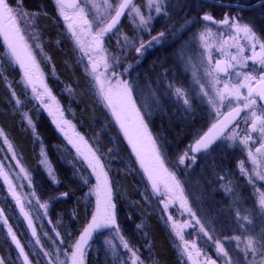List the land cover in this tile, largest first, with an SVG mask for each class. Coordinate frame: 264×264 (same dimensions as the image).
<instances>
[{
    "label": "rangeland",
    "instance_id": "rangeland-1",
    "mask_svg": "<svg viewBox=\"0 0 264 264\" xmlns=\"http://www.w3.org/2000/svg\"><path fill=\"white\" fill-rule=\"evenodd\" d=\"M52 1L56 7L58 24L71 42L78 65L83 67L85 73L90 77L99 103L110 116V125L115 132V136L111 137L117 142L119 140L127 145L132 152L134 161L138 165L139 163L123 135L122 130L112 115L107 101L100 93L99 85L96 80V77L99 76V80L106 84L104 86L106 88L109 84L106 77H108V74L111 73L113 68L117 73L123 74L120 76L122 80H127L126 75L128 69L125 72L120 69L124 66L126 68L130 66L133 69L132 73H129L133 81L130 83V77L127 81L133 88L132 96L135 100L136 107L140 109L149 131L152 133L153 138L156 139L157 146L161 149L164 167L167 168L169 172L175 174L183 188V194L187 199L186 207H181L180 200L175 199L169 201L168 207L165 208L162 201H166L167 196L158 194V205L161 207L162 216L167 226H169L172 237L175 238V243L179 248V257L187 264H190L188 252L191 251L194 257H196L198 264H209L206 255L209 251H212V253H216V256H218L220 264H224L226 258L218 251L219 245H223L224 250L228 252L229 257H231L232 263L246 264L245 260L247 256L250 255L255 257L257 251L255 253L251 250L247 252L244 251L247 233L243 230H236V227L241 224L242 217L248 214L246 210L252 212L253 221L250 223L255 224L256 222L257 224L260 223L261 226L264 225V210H262L259 205L260 194L264 193V188L260 187V180L255 176V172L262 170L259 164L261 157H257L258 163L254 166L251 159L248 158L247 149L241 145L239 141L232 142L225 139L220 143V146L215 149L216 151L208 155L193 158L188 154V151L183 154V163H180V160L176 162L171 160L168 152L165 151L164 141H162L157 132L154 131V126H156L154 122L156 121L155 119H157L156 117H159L157 120L160 123L166 120L182 122L184 121L181 116L182 107H184V105L189 106L192 102H199L205 105L203 108H206L207 111L204 128L201 130V132H203L208 126L217 122L219 117L229 111V109L239 106V104L242 105L243 100L239 101V104H237L234 100L230 102V99H226L223 104L218 103L214 107L213 104L209 102V97L214 98L215 93L211 90V84L209 83L210 77L205 75V70L210 67L207 60L209 54L212 56L213 65L217 59L229 60L230 55L236 52V48L233 45L237 42L245 48L243 55H250L248 51L250 45L247 37H245L243 33L236 34L233 30H230L224 25L213 26L207 22H201L194 10L190 18L184 13L185 7L161 9L160 13H156L155 10H150L140 11L145 19L151 16L146 26L139 23V16L136 15V12H131V15H134H132V19L134 20L136 28L133 29V31L131 30L129 35H125L123 32H120V30L112 34L105 33L101 38V40H103L102 51L99 50L96 52L93 51L96 46L93 44V36L100 28L105 27L108 21H92L90 22L91 28L89 29L88 26L85 27L84 23L85 11L90 7L86 0L84 5L77 10L68 11L65 9V13L69 16V20L64 19V15L60 12V5L56 3V0ZM80 9H83L82 13ZM16 11L28 13L23 7L17 8ZM31 17L32 16H17V22L39 66V73L36 74L37 78L34 81L37 91L34 92L32 86L27 83V79L18 68L7 47L0 38V70L2 73L11 74V76L14 75L17 78L14 84L9 82L6 84V90L9 93V101L6 103V108L9 112L18 114L26 128L32 131L37 145V161L41 167V171L49 181V184L53 186V190H58L61 183L58 169L59 164L62 165L63 162L68 165L69 161H72L71 158H75L77 162L82 163L83 168L78 166L76 169L79 175L84 179V182L87 181V183H85L90 191V200L93 203L91 216L95 213L96 208L94 188L97 181L95 179V174L92 173L88 165V161L84 159V156L81 155L80 152H77V146L85 153H87V147H91L93 151L96 152V155L100 156L101 163L105 165L109 180L112 182L113 202L116 204L115 212L119 231L116 232L108 228L94 232L85 248L84 264H87V254L92 241L100 237L104 238L101 243V248L106 256L108 255V257H111L109 258L112 263L131 264L133 258L131 254L123 248L120 241V236H123L124 240L132 247L130 244L131 242L128 241L130 240L128 229L123 225V216H121L119 212L114 180L106 166L105 158L102 153L99 152L94 140L81 130L79 124L76 122L75 113L68 104L63 101L62 96L59 94L61 92L56 89L54 84L59 82L55 74H53V65L48 54L42 47ZM239 22L249 25L256 36L261 41H264V36L258 31L255 25L247 20L246 22ZM69 23H72L75 27L77 32L76 36H73L68 28ZM206 29L208 31H206ZM201 32H205L203 39H201L200 36ZM160 33H164V36L160 37V42L157 43L153 41L152 38L158 37ZM225 41H227L226 44L224 43ZM141 42L145 47L140 54L137 53L136 48L140 47ZM221 45L224 47V53H228L229 55L226 56L219 51ZM81 46H83V51ZM171 46H174V48L172 53L169 54L167 51L171 49ZM153 48H155L154 50L161 51V53L165 52L164 58L169 57V60H167L168 68L165 76H163V73L160 77L161 79L158 75L154 76L156 80L154 81L155 84L153 83L152 85L147 78H143V76L140 75L139 68H137L139 65L135 64L137 63L136 60L140 58H144L145 60L146 56L149 54L148 52ZM258 50L257 48V51ZM84 52H87L88 56H92L95 61L102 65V71L100 73H91L88 59L87 56L84 55ZM229 71L230 73H234L235 71L248 73L250 71L251 74L257 77L264 74L260 72L259 65H254L251 61H248L246 68L241 69L237 66L236 69H230ZM51 73L54 77L49 76ZM113 78L112 86L114 87L115 80H113ZM220 79L224 81L226 77L220 74ZM238 82V80L233 78L229 81V86L231 87L232 84ZM13 85H16V87H13ZM201 85H203L205 91L209 92V97L203 95ZM44 86L47 87L49 90L48 92L44 91ZM217 87L223 88V83L217 85ZM176 89H180V91L184 93V96H178ZM241 92L246 95L247 90L241 89ZM65 97L70 98L68 95H65ZM185 98L188 99V104L183 102ZM17 101H19V103H17ZM257 104L260 105L259 100H257ZM29 107L31 110L28 109ZM256 110L257 114L260 115V109L257 108ZM248 114L249 109H245L244 116ZM35 115L45 117L53 129L56 139L60 141V146H58L56 142L54 143L44 139V134L37 129L36 120L34 118ZM5 120L8 119L5 118ZM29 121H31V123H29ZM63 121H68L69 124H65ZM250 124L251 121L249 120L246 124L247 131L243 132L241 128L235 129V131L239 133L240 137H243L246 132L251 134L253 140L249 142L248 147H251L252 151L255 152L256 146L260 145L261 138L259 137V133L253 134L250 132ZM156 127L161 129L158 126ZM61 128L64 129L63 132L60 130ZM170 128L172 127H169V130ZM0 131L4 134L0 136V165H3V167L0 168V209L3 210V218H0V258L4 259L5 264H24L20 256L16 253L14 242L8 234V228L11 227L12 231L16 233L17 237H19L27 249L31 264H49V257L44 255L45 252L50 253L51 259L57 261V264L65 262L66 257L64 252L67 251L70 256L73 249L70 248L71 245L64 248V240L60 234L59 236L56 235L59 231L56 223L53 221L51 211L52 206H54V200L49 197H43L44 195L38 190L33 175L27 169L17 148L1 123ZM5 137L7 138V143L4 142ZM79 137H83V141H86L87 145H85ZM193 142H195V140ZM9 143L12 145L11 151L8 148ZM227 149L230 153L222 152ZM17 160H19V164H17ZM231 162H233L232 167L229 165ZM241 162H243L244 169L246 170L244 173H242L240 169ZM21 167L24 168V172L20 171ZM139 168L148 180L147 174L143 171L140 164ZM3 173L7 174V180H5ZM249 176L253 177L251 181H249ZM8 181H11V186ZM148 182L151 184L149 180ZM229 189H231V191H229ZM58 191H60V189ZM13 192L16 193L19 200L24 201L25 207L35 223L40 244H37L36 239L31 237L27 227L18 215L16 210L17 199L16 196L13 195ZM161 193H164L163 185H161ZM56 197L57 200H60L65 196H63L62 193H57ZM45 204L47 205L46 208L41 207V205ZM188 208L195 214L194 216L189 214ZM169 214L171 215V219H168ZM235 215L241 218L239 221L240 224L235 220L232 222L236 217ZM4 219L7 220V224L4 223ZM90 220L91 217L89 222ZM196 221H199V224H197ZM201 225L203 226V230H201ZM255 230L254 228L248 231L254 233L253 231ZM177 232H180L184 236V241H188L189 248L187 250H185L184 241L180 240ZM76 240H78V238ZM193 242L196 244V249L200 252L199 256L195 255L196 250L191 248ZM41 245H43V248H41ZM143 249H145V247ZM57 253H59L58 259ZM144 254L145 256L147 255V262H144L145 260L141 258V255L139 254V257L136 253V256L139 257L137 264H153L149 254H146L145 251Z\"/></svg>",
    "mask_w": 264,
    "mask_h": 264
},
{
    "label": "trees",
    "instance_id": "trees-1",
    "mask_svg": "<svg viewBox=\"0 0 264 264\" xmlns=\"http://www.w3.org/2000/svg\"><path fill=\"white\" fill-rule=\"evenodd\" d=\"M9 2L13 3V0ZM22 7L28 13L34 14L31 15L33 26L53 65V74L59 82L54 84L56 89L61 92L59 94L63 101L75 113L76 122L81 130L94 140L99 152L105 158L106 166L114 180L119 212L123 216V225L128 229L130 238L128 241L131 242V246L139 257L141 255L144 262H147L145 251L151 257L153 264H187L179 257L175 238L172 237L169 226L162 216L161 207L158 205V193L152 189L151 184L141 172L139 164L137 165L134 161L127 145L111 137L115 136V132L110 125V116L99 103L90 77L77 63L71 42L58 24L54 2L52 0H22ZM247 21L255 25L264 36V17ZM167 52L172 53L171 50ZM164 56L165 52L161 53L158 50L148 56L145 62H142L144 59L139 62L140 65L137 68L140 75L147 78L152 85L156 80L154 76L158 75L160 78L162 73L165 76L169 57L164 58ZM49 76L54 77L52 73ZM16 80V76L2 73L0 70V123L33 175L38 190L44 196L40 195L54 200L51 210L53 221L65 242L64 248H67L79 238L82 230L87 226L93 207L90 191L76 169L78 166L83 168V165L71 157L72 161H69L68 165L63 162L62 165L59 164L60 191L52 189L53 186L49 184L37 161V145L32 131L26 128L18 114L9 112L6 108V103L9 101L6 84L8 82L14 84ZM28 109L31 110L30 107ZM34 118L37 129L44 134V139L56 142L60 146V141L56 139L45 117L35 115ZM156 118L159 119V117ZM157 119L154 124L156 123V126L161 129L154 126V131L164 141L165 151L168 152L170 159L176 162L188 152V141L196 135L194 133L203 130L205 124V120H198L196 124L193 123L186 129L180 121L166 120L160 123ZM169 127L172 128L169 130ZM188 154L198 158L194 157V153ZM57 193L68 195L57 200ZM103 239L100 237L92 241L87 254V264H115L101 248ZM144 247L146 250L143 249Z\"/></svg>",
    "mask_w": 264,
    "mask_h": 264
},
{
    "label": "snow or ice",
    "instance_id": "snow-or-ice-1",
    "mask_svg": "<svg viewBox=\"0 0 264 264\" xmlns=\"http://www.w3.org/2000/svg\"><path fill=\"white\" fill-rule=\"evenodd\" d=\"M66 0H56V3L60 5V12L64 15L65 20H69V16L65 13ZM148 6L154 8L156 13L161 11V2L160 0H148ZM22 7V0H13V3H10L9 0H0V36L3 37L7 48L9 49L11 56L14 58L15 62L23 69L24 77L27 79V83L32 86V90L37 91L36 84L34 83L37 78L36 73L39 72V66L36 62L35 57L32 55L30 45L25 39L24 34L21 31V28L17 22V16H31L34 14L27 12H17V8ZM132 8L136 12V15L139 16V23L141 25H147L151 16L148 19L139 12L138 9L132 4V0H120L118 7L115 9V15L112 16L111 20L105 27L99 29V31L93 36V44L97 47L93 51L99 49L101 43V38L105 33L112 30L116 24L119 22L121 15L124 14L125 9ZM80 12H83V9H80ZM203 21L209 22L211 25H224L227 26L230 30H233L236 34L243 33L247 37L249 42L250 55L244 56L245 48L243 45H240L238 42L233 46L236 48L235 54L230 55V59L226 62L223 59H217L215 64H212V56L208 55L207 60L210 67L206 68L205 75L210 77L209 83L211 84V90L215 93V97H209V92L204 90L203 85H201V91L205 97H209V102L215 107L218 103L223 104L226 99H230V102L234 100L239 104V101L243 100L242 106H236L230 109L228 115L224 118L223 121H218V123L212 125L209 133L203 135L200 139L195 141V145L190 148V151L199 152L202 149H207L210 144H212L216 139L223 138L232 142L239 141L248 152V158L251 159L253 165H257V157H261L259 164L261 165L262 170L255 172V176L260 180L264 181V104H257V100L264 101V74L256 75L244 73L242 71H235L230 73V69H236L239 66L241 69L247 67L248 61H251L254 65H259V70L261 73H264V41H261L252 30L249 25L241 24L237 17H229L226 13L224 18L220 21H216L215 18L211 15L205 14L202 18ZM84 23L88 25L89 29L91 28L90 23L85 20ZM68 28L72 29L73 35H76L75 29H73L72 23L68 24ZM206 31H208L206 29ZM205 32H201L200 36L203 39ZM164 33H160L158 37H153L152 40L159 43L160 37H163ZM151 43V42H150ZM225 44L227 41L224 42ZM145 45L141 42L140 47L136 48L137 53L141 52ZM83 51V46H81ZM257 48L259 51H257ZM219 51L224 53V47L221 45ZM84 55L87 56L88 61L91 64V70L95 73L97 71V63L92 56H88L87 52H84ZM224 55H229L224 53ZM118 63V61H117ZM130 67V66H129ZM107 68V65H106ZM223 73L226 79L221 81L220 74ZM122 73H117L115 69L108 74L106 79L108 80L109 87L105 88L103 82L99 84V90L103 98L107 101L108 106L111 109L112 115L114 116L116 122H118L120 129L123 131V135L127 138L128 143L130 144L135 155L139 158V163L143 168V171L147 174L148 180L151 182L152 189L161 195H166L167 200L162 201L164 207H168V202L175 199H179L181 202V207H186L187 199L183 194V188L176 178L175 174L169 172L167 168L164 167V160L161 155V149L157 146L156 139L153 138L152 133L149 131L147 123H145L144 116L141 115V111L136 107L135 100L133 99L132 92L133 88L128 83L127 80L120 79ZM115 77L114 87L112 85V78ZM235 78L238 80V83L232 84L229 86V81ZM99 76L96 77V80L99 81ZM223 83V88L217 87V85ZM255 85V86H254ZM241 89H246V95L241 92ZM44 91L48 92L46 86H44ZM177 95L180 97L184 96V93L180 89H176ZM185 104H188L189 101L187 98L183 100ZM19 103V101H17ZM257 108L260 109L261 114H257ZM244 109H249V114L244 117V122L247 124L248 121H251L250 132L259 133L260 146L255 148V152L252 151L249 146V142L253 140V137L249 132H246L243 137H240L239 133L233 129L228 135H225L228 124L232 122L233 119L239 117L240 112ZM31 123V121H29ZM65 124H69L68 121H63ZM238 127V125L236 126ZM62 132L63 128L60 129ZM3 132L0 131V136H3ZM78 135V134H77ZM79 139L87 145L86 141H83V137ZM4 142L7 143V138H4ZM8 148L11 151L12 145L9 143ZM77 152H80L84 156V159L88 161V165L92 170V173L95 174V179L97 181L94 194L96 196V208L95 213L91 216L90 222L82 230L78 240L70 246L71 255H68V252L65 251L64 255L66 257L65 262H60V264H84L85 257V248L88 245V241L92 238L94 232H97L101 229L111 228L114 231H119V225L116 221V204L113 202V188L112 182L109 180L108 172L105 170V165L101 163L100 156L96 155V152L93 151L91 147H87V153L81 151L80 147L77 146ZM184 162V158H180V163ZM17 160V164H19ZM3 165H0L2 168ZM241 172L244 173L243 162L240 164ZM21 172H24V168H20ZM26 174V173H25ZM163 174V175H162ZM5 180H7V174L3 173ZM253 179L252 176H249V181ZM87 183V181H85ZM11 186V181H8ZM161 185H163L164 193H161ZM91 190V188H90ZM231 191V189H229ZM13 195L16 196V193L13 192ZM63 196H67V193H63ZM17 202L20 203L19 197L16 196ZM259 205L262 210H264V193L260 194ZM41 207H47V205H41ZM21 212L24 214L27 219L28 226L31 228L32 235L37 237L36 228L33 225L31 217L27 212L24 211L23 204L20 207ZM189 214L194 216L195 214L191 212V209H187ZM0 218H3V210L0 209ZM168 219H171L169 214ZM247 220V217L243 218ZM4 223L7 224V220L4 219ZM199 224V221H196ZM175 226V224H174ZM187 226V225H185ZM201 230L203 226L201 225ZM8 234L11 237V240L15 243L17 249L19 250L20 256L23 257L24 264H31L29 256L25 253L24 247L21 245L19 239L15 232L12 231L11 227L8 228ZM59 236V233L56 234ZM180 240L184 241V236L177 232ZM238 239V238H236ZM120 241L124 249H126L133 258L131 264H137L139 257L136 256V251L130 247L129 243L124 240L123 236H120ZM36 243L40 244L39 237L36 238ZM185 250L189 248L188 241H184ZM43 248V245H41ZM191 248L195 249V255L199 256L200 252L196 249V244L193 242ZM258 248L261 250V255L264 256V234L258 238H253L251 236L247 237L244 251L247 252L251 250L255 253ZM218 251L226 258L225 264H232L231 257H229L228 252L223 248V245H219ZM44 255L49 257V264H57V261L51 259V254L45 252ZM59 253H57L58 259ZM189 258L192 257L193 253L188 252ZM0 264H5L3 258H0ZM211 264H216L215 261H211Z\"/></svg>",
    "mask_w": 264,
    "mask_h": 264
},
{
    "label": "flooded vegetation",
    "instance_id": "flooded-vegetation-1",
    "mask_svg": "<svg viewBox=\"0 0 264 264\" xmlns=\"http://www.w3.org/2000/svg\"><path fill=\"white\" fill-rule=\"evenodd\" d=\"M79 1H80V5L78 8L83 6L85 3V0H79ZM86 1L90 7L85 11V20H87L89 23L92 21H96V22L108 21V23H109L112 16L115 15V9L118 7V4L120 2V0H89V1L86 0ZM160 2H161V9L185 7L184 13L187 16H189L191 18L193 13L195 12L196 16L200 19L201 22H205L201 19L205 14L213 16L216 21L222 20L226 13L228 14L229 17L242 18V19H239V21H245V22H246V20H251L253 18H263L264 17V3H263L264 0H160ZM132 4L135 6L136 9L139 10V12L140 11L154 10V8H150L148 6V0H132ZM78 8L72 9V10L67 9V8H65V9L68 11H74V10H77ZM193 10H194V12H192ZM131 12H135V11H133L132 8L130 7L129 9H127L124 12L125 14L123 15L120 23L114 29L108 31L106 34H112L114 32L116 33L118 30H120V32H123L125 35L126 34L129 35L130 31L131 30L133 31V29L136 28V25L134 24V20L132 19L133 14L131 15ZM207 23L210 24L209 22H207ZM87 26L88 25L85 24V27H87ZM213 26H215V25H213ZM74 29H75V27H74ZM70 31H71V29H70ZM75 32H76V29H75ZM71 33H72V31H71ZM173 48H174V46H171L170 50L172 51ZM154 49L155 48H153L152 50H150L148 52L149 54L146 56L145 60H147L148 56L152 55V53L157 51ZM141 53H142V49H141L140 54ZM10 55H11V53H10ZM139 56H141V55H139ZM143 59L144 58H142V59L140 58V59L136 60L137 63L135 65H137V64L140 65L139 62H140V60H143ZM145 60L142 62H145ZM17 66H18V64H17ZM18 68H19V66H18ZM130 68L131 67L126 68L124 66L122 69H120L123 72H125L128 69V73L126 75L127 80L130 77L129 73H132V71H133V69L132 68L130 69ZM20 71L22 72V70H20ZM38 73H36V74H38ZM22 74H23V72H22ZM115 79L116 78L114 77L113 80H115ZM132 81L133 80L130 77V83ZM97 83L99 85L98 81H97ZM105 85L106 84H104V86ZM112 85H113V83H112ZM109 86L110 85L108 84L106 86V88H108ZM203 107H205V105H202L199 102H192L191 105L190 104H189V106L184 105V107H182L183 110L181 111V116L184 119V121H182V124L185 126L186 129L189 125H192L193 123L196 124V122L198 120H205L206 119L205 117L207 115V111H206V108H203ZM244 115H245V112H244L242 118L240 119V121L230 131H232L233 129H240V128L243 130V132L247 131V125L244 122V117H245ZM212 125L213 124H211L210 126H212ZM237 125H238V127H236ZM250 125H249V129H251ZM210 126H208V128L203 132L200 131L199 133L198 132L194 133L196 135H194L190 139V141H188V144H187V151H189L188 153H194V151H190V148L193 147L195 144V142H193V141L198 140L203 134H205L209 130ZM230 131L226 135H228L230 133ZM252 133L254 134V132H252ZM186 136L188 137V133ZM197 136H198V138H197ZM194 138H196V139H194ZM223 140H225V139L222 138L220 143ZM220 143L215 145L211 149H209V151H207V152L199 153L198 155L194 154V157L196 156L199 158V156L201 157L204 155H208L211 152L216 151L215 149H217L220 146ZM259 146L260 145H257L256 147H259ZM222 152H229L230 153V151L228 149L225 151H222ZM229 165L232 167L233 162H231ZM260 187L264 188V181H260ZM16 210H17V207H16ZM17 212H18V210H17ZM246 213H248V214H245L244 217H247V220H244L243 219L244 217H242V219H241L240 217H238V215H235L236 217L232 220V222L235 220L237 223H239V221L241 219V224L239 223L240 225H237L236 230L246 231V233H247L246 240H247L248 236H254L253 237L254 239L258 238L259 236L264 234V225L261 226L260 223L257 224L256 222H255V224L250 223L251 221H253L252 212L246 210ZM18 215H19V213H18ZM242 222H244V223H242ZM25 226H26V224H25ZM254 228L256 229L255 231H253L254 233L248 231V230H252ZM17 238L19 239V237H17ZM33 239H36V238H33ZM20 242H21L22 246L24 247L25 252L28 253L27 249L25 248V246L23 245L21 240H20ZM14 248H15V251L17 253L15 245H14ZM18 256H19V254H18ZM206 257H208L209 264H211V261H215L216 264H220V262L218 260V256H216V253H212V251L211 252L209 251L207 253ZM242 262H240V263H242ZM245 262H246V264H264V256L261 255V250L258 248L255 257L250 256V255L247 256ZM232 264H234V263H232Z\"/></svg>",
    "mask_w": 264,
    "mask_h": 264
},
{
    "label": "water",
    "instance_id": "water-1",
    "mask_svg": "<svg viewBox=\"0 0 264 264\" xmlns=\"http://www.w3.org/2000/svg\"><path fill=\"white\" fill-rule=\"evenodd\" d=\"M264 3V2H263ZM79 5H80V1L79 0H66V2H65V5H64V7L65 8H67V9H70V10H72V9H76V8H78L79 7ZM127 9H125V11H126ZM125 14V13H124ZM123 14V15H124ZM123 15H121V17H120V19H119V22L116 24V26L120 23V21H121V19H122V17H123ZM115 26V27H116ZM114 27V28H115ZM113 28V29H114ZM73 29H74V27H73ZM71 31H72V29H71ZM72 35H73V31H72ZM73 36H75V35H73ZM1 38H2V40H3V37L2 36H0ZM3 42H4V40H3ZM4 44H5V42H4ZM5 46L7 47V45L5 44ZM97 46H95V48H96ZM102 47H103V40H101V43H100V45H99V49H102ZM8 49V48H7ZM9 50V49H8ZM97 51H99V50H97ZM96 51V52H97ZM259 51V50H258ZM10 52V51H9ZM224 60V59H223ZM226 62L228 61V60H225ZM89 62V61H88ZM96 63H97V71L94 73L92 70H91V64H90V62H89V68H90V71H91V73H93V74H98V73H100L101 71H102V65L99 63V62H97L96 61ZM19 66V65H18ZM20 68V67H19ZM20 70H22V72H23V69H21L20 68ZM221 75H223L224 76V74L223 73H221ZM99 82V84H100V80L98 81ZM255 86V85H254ZM260 101V100H259ZM260 104H264V101H260ZM239 106H242L241 104H239ZM245 110V109H244ZM244 110H242L241 112H240V115H239V117H236L235 119H233L232 120V122L230 123V124H228V127H227V129H226V132H225V135L230 131V129L233 127V126H235L239 121H240V119L242 118V116H243V114H244ZM229 111H230V109H229ZM228 111V112H229ZM228 112H226L224 115H222L221 117H220V119L218 120V121H223L224 120V118L228 115ZM218 121L217 122H215L214 124H216V123H218ZM118 123V122H117ZM119 125V124H118ZM250 127H251V125H250ZM210 129H212V126H210L209 127V130L205 133V134H207V133H209V131H210ZM122 130V129H121ZM123 132V131H122ZM205 134H203V135H205ZM202 135V136H203ZM201 136V137H202ZM200 137V138H201ZM126 138V137H125ZM199 138V139H200ZM126 140H127V138H126ZM222 140V138H218V139H216L212 144H210V146L205 150V149H202L201 151H199V152H194L195 154H199V153H203V152H207V151H209V149H211L212 147H214L215 145H217L218 143H220V141ZM127 142H128V140H127ZM129 144V143H128ZM130 145V144H129ZM195 145V144H194ZM131 147V146H130ZM132 149V148H131ZM133 151V150H132ZM133 153H134V151H133ZM134 155H135V153H134ZM135 157H136V159H137V161H138V163H139V158L135 155ZM140 164V163H139ZM21 204H23V207H24V211L25 212H27L28 213V215L31 217V215H30V213L27 211V209H26V207H25V204H24V201L23 200H20V203H16V207H17V210H18V213H19V215H20V218L22 219V221L26 224V226H27V228H28V230H29V232H30V234H31V236L33 237V238H37V237H34L33 235H32V231H31V228L28 226V222H27V219L25 218V216H24V214L21 212V210H20V207H21ZM31 219H32V217H31ZM32 222H33V225L35 226V223H34V221H33V219H32ZM35 228H36V226H35ZM36 233H37V229H36ZM37 236H38V234H37ZM20 241V240H19ZM21 243V242H20ZM14 245H15V243H14ZM22 245V244H21ZM15 247H16V245H15ZM16 250H17V253L19 254V250L17 249V247H16ZM26 253V252H25ZM19 256H20V254H19ZM188 257H189V255H188ZM20 258L22 259V261H23V257L22 256H20ZM189 262H190V264H198L197 263V261H196V258L194 257V256H192L191 258H189ZM24 263V262H23Z\"/></svg>",
    "mask_w": 264,
    "mask_h": 264
}]
</instances>
